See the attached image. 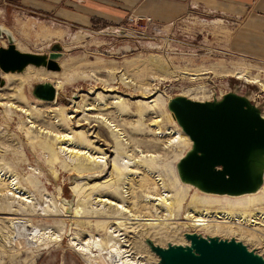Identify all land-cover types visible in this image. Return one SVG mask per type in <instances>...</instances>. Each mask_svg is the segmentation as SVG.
Segmentation results:
<instances>
[{
	"label": "rangeland",
	"instance_id": "rangeland-1",
	"mask_svg": "<svg viewBox=\"0 0 264 264\" xmlns=\"http://www.w3.org/2000/svg\"><path fill=\"white\" fill-rule=\"evenodd\" d=\"M21 27L25 34L32 30L27 23ZM95 27L66 33L38 25L34 32L41 38L37 39L40 48L36 51L48 54L53 43L63 47V57L57 62L59 70L52 75L45 68L30 66L28 74L0 72V170L4 173L0 183L8 175H15L16 187L32 193L36 206L30 208L22 198H17L19 195L10 193L14 191L7 192L6 186L1 188L3 191L0 189V264H108L104 254L95 261L83 257L68 245V238L73 230L82 238L87 234L104 238L107 228L117 225L115 219L123 222L120 230L131 252L148 264H157L159 260L144 248L143 238H152L161 247L185 245L184 233L235 238L264 256V227L256 232L258 235L243 229V234L240 231L235 236L228 231H204L198 225H181L193 209L215 222L222 209L232 211L231 221L236 223L245 209L256 214L264 211V183L261 191L256 192L257 197L256 193L235 197L245 200L241 201L242 207L226 204L210 197L212 194L181 183L176 166L191 145L182 149L167 146L173 133L182 132L167 108L170 99L185 96L211 101L232 92L257 106L254 99L264 89V67L229 57L224 48L229 35L226 22L206 21L198 14H190L169 26L153 27L130 19L125 26ZM35 70L42 71L44 78H31L29 75ZM46 82L59 87L53 102L38 101L32 93L36 85ZM258 108L264 116V104ZM157 127L173 132L171 136L156 134ZM61 142L67 152H60ZM69 153L88 156L90 162L71 161L66 156ZM100 153L104 154L105 164L103 159H96L102 157ZM116 159L120 163L118 172L112 171ZM119 174L122 175L116 178ZM143 175L151 180L160 177V193L164 196H173L176 189L184 196L178 216L165 221L166 226L160 227V231H148L149 235L144 234L146 228L138 226L146 221L143 216L153 211L150 205L154 202H144V191L138 187ZM101 183L106 184L100 188ZM88 194L91 197L87 198ZM95 195L104 202V209L95 203ZM46 197L52 200L48 202L52 209L43 213L41 207L46 208ZM202 199L207 203L193 204ZM61 202L66 208L69 203L71 209L76 204L82 216L66 218L59 207ZM110 208H117L115 216L110 214ZM61 220L66 222L61 242L43 239L38 243L25 236L33 227L60 228ZM8 221H18L28 228L15 230Z\"/></svg>",
	"mask_w": 264,
	"mask_h": 264
},
{
	"label": "water",
	"instance_id": "water-1",
	"mask_svg": "<svg viewBox=\"0 0 264 264\" xmlns=\"http://www.w3.org/2000/svg\"><path fill=\"white\" fill-rule=\"evenodd\" d=\"M0 72L21 73L28 66L58 71L63 47L53 43L48 54L21 52L11 31L0 25ZM33 95L44 102L56 99L50 84H38ZM172 113L191 147L178 161L181 182L202 193L242 196L256 193L264 183V116L246 97L227 93L219 100L197 101L185 96L169 100ZM66 213L71 214L69 203ZM185 245L144 243L158 264H264V257L235 238L203 237L185 233Z\"/></svg>",
	"mask_w": 264,
	"mask_h": 264
},
{
	"label": "crops",
	"instance_id": "crops-1",
	"mask_svg": "<svg viewBox=\"0 0 264 264\" xmlns=\"http://www.w3.org/2000/svg\"><path fill=\"white\" fill-rule=\"evenodd\" d=\"M190 14L225 21L227 55L264 67V0H0V25L11 31L16 48L40 55L44 52L36 48L41 37L34 32L38 25L68 33L100 24L125 26L130 19L149 17L157 26H169ZM23 23L31 26L29 33H24Z\"/></svg>",
	"mask_w": 264,
	"mask_h": 264
},
{
	"label": "bare ground",
	"instance_id": "bare-ground-1",
	"mask_svg": "<svg viewBox=\"0 0 264 264\" xmlns=\"http://www.w3.org/2000/svg\"><path fill=\"white\" fill-rule=\"evenodd\" d=\"M30 69H31L30 66H28L21 73L28 74L29 73L28 71ZM34 72L35 73L32 72L31 75H29L31 78L35 75H38L39 78H44V75H43L44 73H42V71H40V70L36 71L35 70ZM55 72L51 71V72H49V74L53 75ZM188 76H195V75H188ZM40 81L44 82L45 80L40 79ZM43 84L53 85L52 83H48V82L43 83ZM54 85H53V87L55 89L59 88L56 83ZM33 90H34V88L32 89V93H33ZM160 98H161V96H160ZM205 100H208V99H205ZM38 101H41V100H38ZM41 102H44V101H41ZM147 105H148V103H147ZM123 107L124 106H121V108H123ZM148 108H151V107L148 105ZM161 108L162 107L160 105V109ZM24 112H26V111H24ZM161 119L162 118H160V122H161ZM155 131L157 132L156 134H162L163 136L170 135L173 132L172 129L163 128V130H162L161 127L160 128L157 127L155 129ZM160 137H162V136L160 135ZM62 144H63V142L59 143L60 152H63V153L67 152L64 149L65 147L64 148L61 147ZM189 145H191V144L188 143V140H187L186 136L184 135V133L179 132L178 130L172 134L171 138L168 139V143H167V146H170L171 148L177 147V149H182L185 146H189ZM99 155L102 157H97V158L95 157V158L100 159V160L103 159L104 162L103 161L102 162L105 164L106 160L104 158V154L100 153ZM66 156L71 161L79 160L82 162H84V161L90 162V160L87 158L88 156L84 157V156H79V155H76L73 153H69ZM119 169H120L119 161L117 159L113 160L112 171L118 172ZM3 174L4 173H2V171L0 170V175L3 176ZM120 175H122V174L116 175V178L119 177ZM8 176H9L8 178L3 179L5 182L0 183L1 184L0 189L2 187L6 186L7 192L14 191L15 193L14 192H10V193L12 195H15V194L19 195V196H17V198H22L23 202H25L28 206L29 205L31 206L30 208L35 209L36 206L33 204V198H32L33 195H31L32 193H30L29 191H26V190L25 191L22 190L23 192H21V189L20 190L18 189L19 186L16 187L18 178H16V176L13 174L8 175ZM28 183L33 184L32 181H29V180H28ZM105 184L106 183H101V185H99V187L102 188L103 185H105ZM112 185H113V183H112ZM20 186H22V185H20ZM160 186L163 187V184L160 183V177H158L156 180H154V179L151 180L148 176L143 175V177H141L139 180L138 187H139V189L144 191L143 192L144 193L143 194L144 202L149 204L151 201H154L150 205L151 206L150 209H153V211L152 212L147 211L148 213L143 216L144 218H147L146 221L140 222L142 224L138 225V226L143 227L144 229L146 228L145 233L143 232L145 235H149L148 231H150V230L154 231L156 229L157 231H160V227L166 226L165 221H168V219H170L174 216L175 217L178 216V212L181 209V202H182V199L184 197L183 192L176 189L173 196H170V195L164 196L163 194L160 193ZM110 187H109V190H110ZM112 187H114V186H112ZM71 189L76 194L74 187H71ZM1 190L3 191V189H1ZM89 191H90V188H89ZM91 191H94V188H92ZM150 191L152 193H154V196L151 195ZM258 191H261V189H259ZM257 193L255 194L256 197L258 196ZM97 194H98V192H97ZM247 195H250V194H247ZM76 196H77V194H76ZM242 196H244V195H242ZM88 197H91V194H88L87 198ZM210 197L216 198L218 200L220 199L221 201L225 202L226 204L227 203H229V204L236 203V204H240V206L243 205V202H241V201H245V200H236L235 197H232V196H231V198H224L223 200H222V197H220L219 195H210ZM223 197H226V196H223ZM238 197H240V196H238ZM94 198H95L94 199L95 203L98 204L99 206H101L102 209H104L105 205H104V202L101 201V198H99V200H98L97 199L98 196H96V195L94 196ZM46 200L47 201L44 202L46 205V208L41 207L42 208L41 211L43 213H48L49 208L52 209V207L48 205V202L51 203L52 200L49 197H46ZM96 200H98V201H96ZM236 201H240V202L237 203ZM61 203H62V205H60L59 207H60V209H62V211H64L65 217L67 216L66 218L72 219L74 217L78 218V217L82 216L80 210L76 207V204H74L73 209H71V215L68 216L66 211L64 210V207L66 209L65 203L64 202H61ZM196 203L205 204V203H207V201H204V199H202L200 201L193 202V204H196ZM22 208L24 209L25 206ZM145 209L147 210L148 208H145ZM104 211L105 210H102V212H104ZM126 211L128 213H131L128 210H126ZM116 212H117V208L115 209V211H114V209H111L110 214L112 216L113 215L115 216ZM229 212L233 213L232 211H229ZM229 212H227V211L225 212L222 209V211L220 212V213H222L220 215L221 217H218L217 218L218 221L215 222V221L211 220V218L207 217L206 214L203 217L201 212H199V213L195 212V210L193 209L191 211L192 215H187L184 218L185 221L183 223H181V225H183V226L188 225L191 227L192 226L196 227L198 225V227H200L199 229L204 230V231H209V228L213 229L214 232H217L218 230L228 231L229 233L237 234L235 236H238L240 231H241L240 234L241 233L243 234V229L246 232H251V233L254 232V234H256V235H258L256 232L262 231L260 227H264L263 223H262L264 221V211L259 210L258 211L259 213L257 212V214H256L255 212L246 211V209H245V211H243L239 214L238 217L240 219V222L238 221L237 223L231 221V217H230L231 214ZM42 215H44V214H42ZM132 216H134V215H132ZM255 216H258L259 218L256 219V218H254ZM224 218H226L225 221H224ZM115 220H116L117 225L114 227H111V226L108 227L107 232H106L108 234L104 238L99 237V236H93L91 234H87L84 238H82V236L80 234H78L76 230H73L72 234L68 238V245L70 247L74 248V250L77 253H79L80 255H82L83 257L89 256V257H92L93 260L99 259V257L102 256V254H104L105 256H107V258H105V259H107L109 261L108 264H148V263H146V261L143 262L144 260L142 261L139 257H136V255H134L133 252H131V250L129 249V245L126 244L124 234L121 233L122 230H120L123 222L118 221L117 219H115ZM120 220H122V219H120ZM11 221H8V224L12 228H14L15 230L20 229V231H25V228H28V226L22 225V224H20V222L17 223L18 221L15 223H12ZM59 223H60L61 227L60 228L55 227L54 230L51 228L38 229V228L32 226L33 228L31 229V231L29 233L27 232L25 234V236H27L29 240H33L34 242H38V243H40L43 239L51 240L55 243L61 242L63 239V236L66 232V230H65L66 229V222H65V220H61ZM111 224L114 225L115 221H112ZM194 224H195V226H194ZM224 224H225V226H224ZM74 229H76V227H74ZM173 231H171V232H173ZM175 231L173 233H175ZM153 233H156V231ZM184 234H182V235H184ZM145 239H147V238H145ZM145 239L143 238L141 242H142V244H144V248L148 249V247L144 243ZM150 255H152L151 252H150ZM154 259L156 261L158 260V258L156 256H154Z\"/></svg>",
	"mask_w": 264,
	"mask_h": 264
},
{
	"label": "built area",
	"instance_id": "built-area-1",
	"mask_svg": "<svg viewBox=\"0 0 264 264\" xmlns=\"http://www.w3.org/2000/svg\"><path fill=\"white\" fill-rule=\"evenodd\" d=\"M136 20H142L145 22L146 25L157 27V25L155 23H153V21L149 17H139V18L131 19L132 22L136 21ZM0 44H1V41H0ZM260 91H261V93L256 95L255 99H254L258 103L257 107L259 106V104H264V89H260ZM203 237H206V236H203ZM262 242L264 243V237H262ZM256 253L260 255V253H258V252H256ZM261 256L264 257L263 255H261Z\"/></svg>",
	"mask_w": 264,
	"mask_h": 264
}]
</instances>
